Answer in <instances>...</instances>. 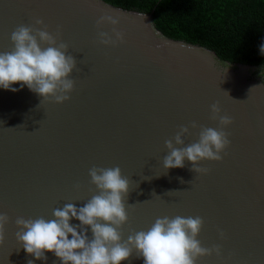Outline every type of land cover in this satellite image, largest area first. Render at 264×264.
<instances>
[{"label": "water", "instance_id": "obj_1", "mask_svg": "<svg viewBox=\"0 0 264 264\" xmlns=\"http://www.w3.org/2000/svg\"><path fill=\"white\" fill-rule=\"evenodd\" d=\"M105 15L119 23L98 27ZM20 25L58 34L76 68L62 103L20 83L16 92L0 88V213L10 218L0 264H62L53 252H45L47 260L28 254L15 221L51 220L66 203L83 206L99 194L90 182L93 166H118L129 180L122 242L157 218L199 216L196 238L221 253L196 264H264V79L254 75L257 65L223 61L213 49L165 35L152 13L105 0H0V52L13 49L11 33ZM113 27L123 41L100 43V31L116 40ZM217 102L231 124L212 118ZM181 125L189 134L184 145L173 140L176 147L197 142L204 127L228 134L221 160L198 162L206 173L194 172L187 159L183 168H164L165 141ZM121 264L144 259L133 249Z\"/></svg>", "mask_w": 264, "mask_h": 264}, {"label": "clouds", "instance_id": "obj_2", "mask_svg": "<svg viewBox=\"0 0 264 264\" xmlns=\"http://www.w3.org/2000/svg\"><path fill=\"white\" fill-rule=\"evenodd\" d=\"M106 22L113 26L119 23L113 16L105 15L97 20V26ZM35 23L43 24V21L36 19ZM112 31L116 40L107 32L100 31L99 42L108 45L115 44L117 40L123 41V33L115 27ZM57 35L47 31L46 25L43 30L27 25L16 27L10 37L13 49L0 52V88L16 92L20 89L13 87V84L20 83L21 89L26 85L44 100L49 97L57 103L68 100V93L74 89V80L69 77L76 68V60L67 54L66 43H57ZM42 44L47 47H42ZM261 51L264 52V45ZM211 111L212 118L219 119L221 126L232 123L231 117L220 115L219 102L211 105ZM191 127H197L196 122H192ZM187 134L189 127L181 125L175 136L165 141L169 151L163 157L164 168H183L187 159L192 162L194 172L206 173L208 169L199 167L198 162L221 160V153L231 143L223 128L204 127L197 142L176 147L185 144L183 137ZM89 175L99 194L92 196L83 206L66 203L63 208L53 210L54 219L51 220L44 217L16 219L15 223L20 229L16 237L28 254L38 260H47L45 252H53L62 264H121V261L129 259L133 249L143 257L144 264H196L199 257L213 252L220 255L219 245L202 247L196 238L204 223L199 216L157 218L150 229L136 232L122 242L119 229L128 220L125 197L129 193V180L122 176L118 166H93L89 169ZM9 219L7 213H0V244L4 242L5 225ZM73 219L80 223L73 225L70 223ZM85 226L90 227L91 238ZM28 264H33V261L29 260Z\"/></svg>", "mask_w": 264, "mask_h": 264}, {"label": "trees", "instance_id": "obj_3", "mask_svg": "<svg viewBox=\"0 0 264 264\" xmlns=\"http://www.w3.org/2000/svg\"><path fill=\"white\" fill-rule=\"evenodd\" d=\"M152 13L165 35L213 49L223 61L264 68V0H105Z\"/></svg>", "mask_w": 264, "mask_h": 264}, {"label": "flooded vegetation", "instance_id": "obj_4", "mask_svg": "<svg viewBox=\"0 0 264 264\" xmlns=\"http://www.w3.org/2000/svg\"><path fill=\"white\" fill-rule=\"evenodd\" d=\"M254 75L260 79H264V68L260 67V69L254 73Z\"/></svg>", "mask_w": 264, "mask_h": 264}]
</instances>
